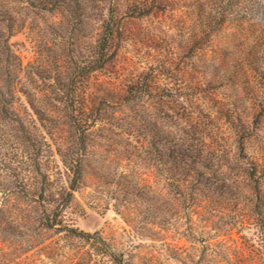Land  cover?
Here are the masks:
<instances>
[{
  "label": "trees",
  "instance_id": "16d2710c",
  "mask_svg": "<svg viewBox=\"0 0 264 264\" xmlns=\"http://www.w3.org/2000/svg\"><path fill=\"white\" fill-rule=\"evenodd\" d=\"M65 1L0 0V264H126L67 219L82 188L165 261L264 264V0H165L160 80L114 65L112 7L23 64L10 38Z\"/></svg>",
  "mask_w": 264,
  "mask_h": 264
},
{
  "label": "rangeland",
  "instance_id": "374dc122",
  "mask_svg": "<svg viewBox=\"0 0 264 264\" xmlns=\"http://www.w3.org/2000/svg\"><path fill=\"white\" fill-rule=\"evenodd\" d=\"M65 2L66 6L59 8L60 10L46 11L38 15L26 14L22 4L19 6L18 11L22 10L26 14L25 28L22 33L12 36L9 42L23 64L37 55L49 63L52 55L60 50L65 49L71 53L76 47H84L89 36L94 37L103 30L101 25L108 17L109 7L114 12L115 23L114 37L108 51L112 53L116 68L124 73H149L158 80L162 79L165 36L179 54L185 52L181 39L173 30L165 33V0ZM136 7H146L150 12L139 16L132 10L137 9ZM29 11L31 10H27ZM257 131L264 133L263 126ZM74 197L76 211L69 214L67 210L66 213L67 219L71 220L70 224L83 232H98L126 264H177L173 259L165 261V245H161V236L154 237L153 240L134 237L131 228L111 206L91 202V188L80 189Z\"/></svg>",
  "mask_w": 264,
  "mask_h": 264
}]
</instances>
